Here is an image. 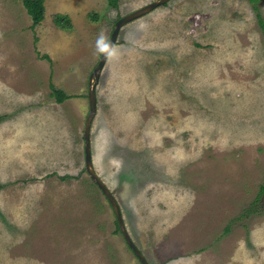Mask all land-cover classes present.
I'll return each instance as SVG.
<instances>
[{
	"label": "rangeland",
	"instance_id": "obj_1",
	"mask_svg": "<svg viewBox=\"0 0 264 264\" xmlns=\"http://www.w3.org/2000/svg\"><path fill=\"white\" fill-rule=\"evenodd\" d=\"M116 1L44 0L32 27L0 0V264H140L84 164L90 75L115 22L155 0ZM253 5L169 0L120 28L99 72L94 171L149 264H264V196L244 213L264 180Z\"/></svg>",
	"mask_w": 264,
	"mask_h": 264
},
{
	"label": "water",
	"instance_id": "obj_2",
	"mask_svg": "<svg viewBox=\"0 0 264 264\" xmlns=\"http://www.w3.org/2000/svg\"><path fill=\"white\" fill-rule=\"evenodd\" d=\"M168 1L169 0H155V1L145 5L144 7L140 8L136 11H133L132 13H130L124 17H121L120 19H118L115 22L114 29L111 33V36H110L107 44L105 45L104 49L102 50L98 64L94 68V70H93V72L89 78V87H88V94H87L88 115H87L86 120H85L84 131H83L85 171H86L88 177L90 178V180L102 192V194L104 195V197L106 198V200L110 204V206L113 210L114 216L116 218L118 230H119L120 234L122 235L126 245L133 252L135 257L139 260L140 264H149V263L145 259V257L142 255L140 250L132 242L131 238L129 237V235L126 231V228L124 226V222H123V218H122V214H121L119 205L117 204L114 196L112 195L110 190L103 184V182L99 179V177L96 175V173L94 171L91 152H90L89 130H90L92 119H93L95 112H96L97 100H96V89L95 88H96V83H97L98 78H99V72L103 68L106 57L108 56L111 47L114 45V43L116 41V37L118 35L120 28L123 25L150 13L151 11H153L157 7L165 4Z\"/></svg>",
	"mask_w": 264,
	"mask_h": 264
},
{
	"label": "trees",
	"instance_id": "obj_3",
	"mask_svg": "<svg viewBox=\"0 0 264 264\" xmlns=\"http://www.w3.org/2000/svg\"><path fill=\"white\" fill-rule=\"evenodd\" d=\"M20 1L22 3L23 8L27 12V15L31 18L32 27L39 25L44 19V10H45L44 0H20ZM249 1L254 4L253 5L254 10L258 11L255 4L260 2V0H249ZM108 4L113 8L117 7V1L116 0H108ZM89 18L92 21H96V19H97L96 15H94V14H90ZM257 21H258V25L260 27V30H261V33L263 36V40H264V21H263L262 17L260 16V14H257ZM53 23L59 30H62V31H69L72 29V25H71L69 17L67 15H64V14L54 15ZM44 59L49 60V58L47 56H45ZM49 89L51 90V96L55 99L57 104H62L65 101H67L68 99L72 98L71 96L66 95L63 91L55 89L52 84H49ZM263 196H264V180H263L262 185H260L259 193L257 194L255 200L253 201V203L251 204L250 207L245 209L244 213H246L248 215L252 212H256L255 207H258V204L261 201ZM115 224H116V231L119 232L118 227H117V222H115ZM127 248H128V246H127Z\"/></svg>",
	"mask_w": 264,
	"mask_h": 264
}]
</instances>
